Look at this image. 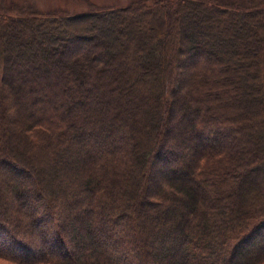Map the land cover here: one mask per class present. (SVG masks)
I'll return each mask as SVG.
<instances>
[{"label": "trees", "instance_id": "obj_1", "mask_svg": "<svg viewBox=\"0 0 264 264\" xmlns=\"http://www.w3.org/2000/svg\"><path fill=\"white\" fill-rule=\"evenodd\" d=\"M263 19L264 0H0V259L264 264Z\"/></svg>", "mask_w": 264, "mask_h": 264}, {"label": "rangeland", "instance_id": "obj_2", "mask_svg": "<svg viewBox=\"0 0 264 264\" xmlns=\"http://www.w3.org/2000/svg\"><path fill=\"white\" fill-rule=\"evenodd\" d=\"M132 1L133 0H4V2L7 4L14 3L18 5H30L44 13L55 12L62 14L86 12L91 10L92 8L94 9H103V8H111V7L118 8L130 4ZM240 35L242 36V39L246 41L248 40V36L250 35V33L248 31L246 32L240 31ZM184 70L185 69H183L182 71ZM228 137L225 139L226 143L228 144L227 145L228 149L232 150L236 147L241 146V144H239L240 141L237 140L236 137L235 139ZM3 186H4V182L3 179L0 177V187L3 189ZM134 217L135 216L132 214L131 218L133 219ZM77 224L80 225L79 222L76 223V226H78ZM79 231L81 234H83V231L81 229H79ZM0 264H12V263L0 259Z\"/></svg>", "mask_w": 264, "mask_h": 264}, {"label": "snow or ice", "instance_id": "obj_3", "mask_svg": "<svg viewBox=\"0 0 264 264\" xmlns=\"http://www.w3.org/2000/svg\"><path fill=\"white\" fill-rule=\"evenodd\" d=\"M0 247H3V243H2V240H0Z\"/></svg>", "mask_w": 264, "mask_h": 264}]
</instances>
